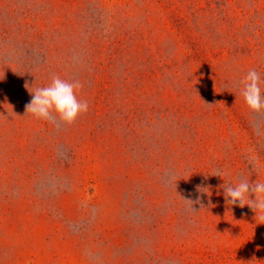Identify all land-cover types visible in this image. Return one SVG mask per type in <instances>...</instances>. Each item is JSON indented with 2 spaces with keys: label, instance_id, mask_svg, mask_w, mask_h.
Instances as JSON below:
<instances>
[{
  "label": "rangeland",
  "instance_id": "obj_1",
  "mask_svg": "<svg viewBox=\"0 0 264 264\" xmlns=\"http://www.w3.org/2000/svg\"><path fill=\"white\" fill-rule=\"evenodd\" d=\"M251 69L264 0H0V264H264L222 187L264 182ZM53 76L72 124L26 112Z\"/></svg>",
  "mask_w": 264,
  "mask_h": 264
},
{
  "label": "clouds",
  "instance_id": "obj_2",
  "mask_svg": "<svg viewBox=\"0 0 264 264\" xmlns=\"http://www.w3.org/2000/svg\"><path fill=\"white\" fill-rule=\"evenodd\" d=\"M241 84L240 94L247 107L255 112L264 109L259 73L254 69L249 70ZM81 87L79 82H69L59 76H53L48 85L30 92L31 100L26 105V112L38 120L45 121L55 113L63 122L72 124L89 108L87 101L77 97V90ZM222 187L228 204H238L240 207L247 205L255 211L256 218L264 220V182H250L246 178H240L237 183L223 184ZM250 196H254V199H250Z\"/></svg>",
  "mask_w": 264,
  "mask_h": 264
}]
</instances>
